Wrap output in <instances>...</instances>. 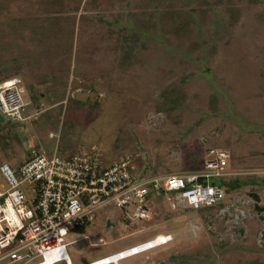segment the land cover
<instances>
[{"label":"rangeland","instance_id":"rangeland-1","mask_svg":"<svg viewBox=\"0 0 264 264\" xmlns=\"http://www.w3.org/2000/svg\"><path fill=\"white\" fill-rule=\"evenodd\" d=\"M7 82L26 113L1 124L0 165L99 147L151 178L230 156L219 207L172 210L152 193L149 220L106 209L67 237L71 264L158 235L171 240L117 264H264V0H0Z\"/></svg>","mask_w":264,"mask_h":264},{"label":"built area","instance_id":"built-area-1","mask_svg":"<svg viewBox=\"0 0 264 264\" xmlns=\"http://www.w3.org/2000/svg\"><path fill=\"white\" fill-rule=\"evenodd\" d=\"M13 86H0V114L17 122L26 110L10 92ZM135 158L108 165L94 147L71 156L35 151L17 167L0 165V264H70L69 235L88 229L106 209H115L122 221L149 220L152 193L164 194L172 210L214 207L226 198L216 183L229 175L230 156L223 150L211 151L200 170L167 177L136 175ZM96 245L106 242L100 238ZM111 258L88 264H111Z\"/></svg>","mask_w":264,"mask_h":264},{"label":"bare ground","instance_id":"bare-ground-1","mask_svg":"<svg viewBox=\"0 0 264 264\" xmlns=\"http://www.w3.org/2000/svg\"><path fill=\"white\" fill-rule=\"evenodd\" d=\"M11 85H13L11 82L6 83V87H9ZM165 237H166L165 235H158L157 237H155L152 240H149L145 243H142V244L133 246L132 248L121 251L120 252L121 255H118L120 253L114 254V255H112V258H111V260H109V262L111 264H117L121 260L131 258L133 256L132 254L138 253L137 255H140V254H142L148 250L159 247L162 244H164L165 242L169 241ZM133 248H135V252L132 253L131 249H133ZM137 255H135V256H137ZM70 264H71V261H70Z\"/></svg>","mask_w":264,"mask_h":264},{"label":"trees","instance_id":"trees-1","mask_svg":"<svg viewBox=\"0 0 264 264\" xmlns=\"http://www.w3.org/2000/svg\"><path fill=\"white\" fill-rule=\"evenodd\" d=\"M4 118H3V116L0 114V129H1V124H4L5 126H10V127H15L16 125H18V123H12L11 121H9V120H7V121H4L3 120ZM4 121V122H3ZM18 143H20V142H18ZM0 144H1V142H0ZM62 156H65V154H61ZM194 171H196V170H194ZM194 171H191V172H194ZM187 173H190V172H187ZM228 185H230V184H227V186ZM234 186H239V185H234V184H232V185H230V186H228L229 188H233ZM221 204H219V205H217V206H215V207H208V208H203V209H200L201 211H203V210H205V209H212V208H216V207H219ZM77 232L78 233H82V232H84V229L82 228V229H78L77 230Z\"/></svg>","mask_w":264,"mask_h":264},{"label":"water","instance_id":"water-1","mask_svg":"<svg viewBox=\"0 0 264 264\" xmlns=\"http://www.w3.org/2000/svg\"><path fill=\"white\" fill-rule=\"evenodd\" d=\"M255 201H256L255 210L260 214L259 219L264 222V208L259 206L260 199L256 195H255ZM105 227H106V229H110L111 228L110 221L106 222V226ZM262 239H264V232L262 233Z\"/></svg>","mask_w":264,"mask_h":264},{"label":"crops","instance_id":"crops-1","mask_svg":"<svg viewBox=\"0 0 264 264\" xmlns=\"http://www.w3.org/2000/svg\"><path fill=\"white\" fill-rule=\"evenodd\" d=\"M228 167H229V164H228Z\"/></svg>","mask_w":264,"mask_h":264}]
</instances>
